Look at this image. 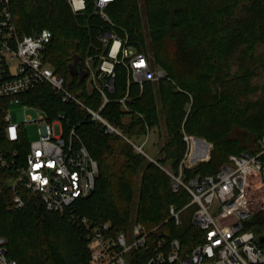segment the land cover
I'll return each instance as SVG.
<instances>
[{
  "label": "trees",
  "instance_id": "trees-1",
  "mask_svg": "<svg viewBox=\"0 0 264 264\" xmlns=\"http://www.w3.org/2000/svg\"><path fill=\"white\" fill-rule=\"evenodd\" d=\"M86 4L78 14L68 0H13L10 7L17 35L51 30L46 62L92 109L102 106V96L88 87L84 58L93 55L94 65L100 62L99 33L126 31L130 45L151 52L166 77L149 80L143 88L136 82L127 88L125 69L117 65L114 90L107 92L109 100L100 110L132 142L106 132V126L92 120L81 104L62 101L50 84L18 96L45 111L49 119L62 114L66 133L75 127L98 162L94 190L73 204L78 214L95 224L110 222L113 233L127 232L137 222L150 230L147 245L130 252L131 264H143L162 238H178L185 254L204 233L191 214L189 218L183 214L195 207H185L190 194L184 187L174 191L165 169L179 173L188 148L185 134L194 142L189 163L206 160L192 169L183 167L187 181L217 173L230 154L258 150L264 132V0H114L107 7L114 25L94 13L93 0ZM7 103L8 98L0 99V119ZM162 117L167 138L150 159L133 143L158 128ZM194 136L212 144L210 155L208 144ZM12 178L11 170L0 169V236L6 238L8 258L17 264H90L82 226L49 210L40 194L27 188H18L24 205L16 207ZM171 204L183 208L180 224L169 213ZM246 226L257 237L264 235V211Z\"/></svg>",
  "mask_w": 264,
  "mask_h": 264
},
{
  "label": "built area",
  "instance_id": "built-area-1",
  "mask_svg": "<svg viewBox=\"0 0 264 264\" xmlns=\"http://www.w3.org/2000/svg\"><path fill=\"white\" fill-rule=\"evenodd\" d=\"M12 1L0 0V99L18 96L40 84H50L62 101L81 104L92 120L106 126V132H116L132 142L100 114L109 100L107 92L114 90L116 66L122 65L125 69L127 88L131 83L136 82L143 88L149 80L163 79L167 75L164 69L155 64L150 53L130 45L126 31L122 34L111 29L99 33L103 47V53L97 55L100 62L94 65L93 55L84 58L86 74L90 75L88 87L97 89L102 96V106L92 109L68 89L64 76L46 62V47L53 37L50 29L17 35L10 7ZM112 1L93 0V4L94 13L114 25L107 13ZM68 4L77 14L87 7L86 0H68ZM27 105L39 110L36 118H31L25 110L23 121L19 123L12 119L7 107L0 119V169L11 170L12 180L17 178L12 182L15 206L24 205L23 197L17 192L19 187L40 194L49 210L64 214L82 226L90 250V264H131L130 252L147 245L151 231L142 223H134L129 239V231L110 232V222L95 224L75 211L74 202L90 194L96 186L98 162L81 142L75 127L66 133L67 124L62 114L49 119L42 109ZM30 122L40 124L41 137L35 141H30L26 132L25 126ZM149 134L150 131L146 136ZM184 139L188 148L179 173L165 171L171 175L174 191L184 187L190 194L191 201L185 207L196 205L192 221L203 231V240L182 254L178 238L159 239L143 264H264V244L261 245L255 232L246 226L247 220L264 211V132L256 152L230 154L217 173L196 175L188 181L184 179L183 167L191 158L194 142L192 136L186 134ZM24 140L26 146L22 144ZM133 145L144 152L143 143ZM182 210L174 204L169 207L176 224L181 223ZM5 243L0 236V264H17L16 260L8 258Z\"/></svg>",
  "mask_w": 264,
  "mask_h": 264
},
{
  "label": "rangeland",
  "instance_id": "rangeland-1",
  "mask_svg": "<svg viewBox=\"0 0 264 264\" xmlns=\"http://www.w3.org/2000/svg\"><path fill=\"white\" fill-rule=\"evenodd\" d=\"M47 29V28H45ZM148 53L151 54V52L148 51ZM152 55V54H151ZM153 57V56H152ZM155 59V58H154ZM156 64V63H155ZM7 107L8 110L11 112L12 114V119L14 121H17L19 123H21L23 121V115H24V111L26 110V113L31 116V118H36L37 114H38V109L37 108H32L29 107L22 98H20L19 96H14L11 98H8V103H7ZM165 119L164 117L161 118L160 121V125L158 128H155L154 130L151 131V133L148 136H142L139 139H137L136 143L141 144L142 142H144V154H147L146 156L150 159L151 156H154L157 153V150L163 145V143L166 141L167 138V130L165 129V123H164ZM26 132L28 135V138L30 141H35L38 138L41 137L40 134V124L39 122H30L27 123L26 126ZM200 139H202L204 142H206V140L204 138L199 137ZM209 146V155H210V149L212 144L210 142H206ZM139 150V149H137ZM140 151V150H139ZM210 157V156H209ZM185 158V157H184ZM183 158V159H184ZM202 161H206L203 159H197L194 162H190L189 161L186 163V167L189 169L195 168L196 165L200 164ZM17 178H14L12 180V182H16ZM196 208L195 207H189L188 209H186L183 214L185 217L189 218V215L191 214L193 217V212ZM193 222V221H192ZM133 226V225H132ZM132 236V231L131 228L129 229V239ZM3 237V236H1ZM6 241V238L3 237Z\"/></svg>",
  "mask_w": 264,
  "mask_h": 264
},
{
  "label": "water",
  "instance_id": "water-1",
  "mask_svg": "<svg viewBox=\"0 0 264 264\" xmlns=\"http://www.w3.org/2000/svg\"><path fill=\"white\" fill-rule=\"evenodd\" d=\"M84 74L86 75V72ZM194 137H196V136H194ZM196 138H199V137H196ZM257 240L258 241H264V235L258 236Z\"/></svg>",
  "mask_w": 264,
  "mask_h": 264
},
{
  "label": "clouds",
  "instance_id": "clouds-1",
  "mask_svg": "<svg viewBox=\"0 0 264 264\" xmlns=\"http://www.w3.org/2000/svg\"><path fill=\"white\" fill-rule=\"evenodd\" d=\"M104 2H106V0H104Z\"/></svg>",
  "mask_w": 264,
  "mask_h": 264
},
{
  "label": "crops",
  "instance_id": "crops-1",
  "mask_svg": "<svg viewBox=\"0 0 264 264\" xmlns=\"http://www.w3.org/2000/svg\"><path fill=\"white\" fill-rule=\"evenodd\" d=\"M192 137H193V136H192ZM142 143H144V142H142ZM142 143H141V144H142Z\"/></svg>",
  "mask_w": 264,
  "mask_h": 264
}]
</instances>
